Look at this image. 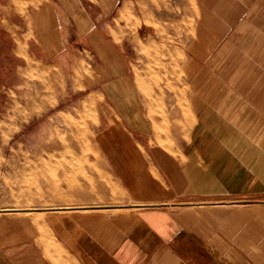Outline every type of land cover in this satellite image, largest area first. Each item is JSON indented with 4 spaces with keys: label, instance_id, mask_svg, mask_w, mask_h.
I'll return each mask as SVG.
<instances>
[{
    "label": "crops",
    "instance_id": "1",
    "mask_svg": "<svg viewBox=\"0 0 264 264\" xmlns=\"http://www.w3.org/2000/svg\"><path fill=\"white\" fill-rule=\"evenodd\" d=\"M166 4L0 0L11 57L72 68L82 47L107 183L1 208L0 264H264V0H195L180 38Z\"/></svg>",
    "mask_w": 264,
    "mask_h": 264
},
{
    "label": "rangeland",
    "instance_id": "2",
    "mask_svg": "<svg viewBox=\"0 0 264 264\" xmlns=\"http://www.w3.org/2000/svg\"><path fill=\"white\" fill-rule=\"evenodd\" d=\"M194 2L156 0L158 12L167 3L178 38L192 26ZM78 48L72 68L0 50V209L95 202L101 183L106 187L91 146L93 105L84 84L90 70ZM28 59L44 69L28 73Z\"/></svg>",
    "mask_w": 264,
    "mask_h": 264
}]
</instances>
